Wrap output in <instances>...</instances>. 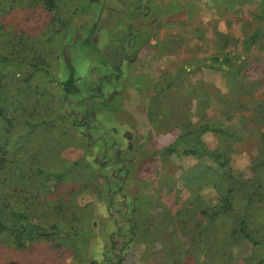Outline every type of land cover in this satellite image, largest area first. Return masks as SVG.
Masks as SVG:
<instances>
[{
  "label": "rangeland",
  "instance_id": "374dc122",
  "mask_svg": "<svg viewBox=\"0 0 264 264\" xmlns=\"http://www.w3.org/2000/svg\"><path fill=\"white\" fill-rule=\"evenodd\" d=\"M55 4V15L44 0H7L0 10L6 32L0 45H7L0 53L33 65L16 69L12 62L11 72L0 76V89H10L26 69L31 91L27 107L11 96L4 104L7 113L16 107L23 118L8 133L0 131V161L37 144L41 149L22 159L28 174L8 178L6 185H15L11 206L32 213L38 224L40 214L55 213L39 201L75 194L84 220L65 210L71 244L60 237L23 249L0 242V264H255L257 248L231 235L238 200L233 213L213 220L211 253L202 250L207 220L201 211L214 210L220 193L213 180L194 174L199 159L169 154V147L180 134L176 124L222 123L241 138L232 145L231 168L243 180L255 178L252 162L264 152V0ZM227 52L244 59L232 63L242 65L240 72L208 68L211 56ZM68 61L78 89L69 96L62 85ZM42 106L51 111L36 120ZM202 139L211 149L220 143L213 133ZM261 216L264 237V208Z\"/></svg>",
  "mask_w": 264,
  "mask_h": 264
},
{
  "label": "trees",
  "instance_id": "16d2710c",
  "mask_svg": "<svg viewBox=\"0 0 264 264\" xmlns=\"http://www.w3.org/2000/svg\"><path fill=\"white\" fill-rule=\"evenodd\" d=\"M44 3L47 9L52 12L53 15L57 14L55 0H44ZM0 6L1 11H3L4 8H7V0H0ZM257 35L258 33L255 32L251 36V41H254ZM5 37L6 32L2 30V26L0 25V40L1 38ZM20 40L17 42V44H15L16 46H19L22 43V41ZM6 47H1L0 45V48L3 50H6ZM14 47L15 46L11 43L9 44L7 49H14ZM10 52L11 51H9L8 54ZM1 54L2 53H0V76H4L11 72L10 66H12V62H14L13 65L16 66V69H20L21 67H23V62H26L28 65H31L19 55V59H14V61H12L8 57V55ZM28 57L33 58L31 55H29ZM233 61H238V63L240 62L241 64L245 63L244 59H241L240 56L232 57L227 52L221 55L217 54L211 56V65H209L208 68L214 69L216 65L217 69L223 70L227 74L234 75L236 72H240L242 70V65H238V63L237 65H232ZM67 65L69 76L62 83V85L64 93L69 96L72 94H77L78 89L74 85L73 66L69 61ZM25 72L26 69H22L19 73H17V80L15 83L12 84V87H10V89L4 87L0 89V131H3L5 133H8L10 129H12V126L15 127V119L19 120L20 122V120H22L23 118V116L20 117V115L16 117V107L14 108L15 110H13V112H6V110L4 109V104L9 101L7 100V98L9 96H11V98H17V105L21 108V106L27 107V99L29 98L28 96H31L28 94V92L31 91L28 90L27 87V85L29 84L28 81L30 78V74ZM193 92L195 94L197 90H193ZM23 94L27 96L25 97ZM38 94H41V91H38ZM36 106L37 105L35 104H31V108H35ZM39 109L40 112L37 113V115L36 112L34 114L36 115V120H41L42 117L48 116V113L51 111V109L46 106H42ZM261 112V117L264 120V103L261 108ZM176 125V127L180 128V134L176 137L175 141L169 147V154L173 153L178 155H192L199 159L201 161V164H199L196 169L194 168V174L203 179L213 180V184L217 187L220 193L219 202L214 207V210H212L211 212L204 210L201 211V214L205 216L207 220V225L201 228L202 234L204 235V238H206V244L201 246L202 250L204 251L205 249H207L206 252L211 253L209 251L210 247L207 244V239L210 235V232H212L211 228L214 229V227L216 226L213 225V220L215 221L216 217L220 213H225L227 211L232 212V210L234 209V203L238 200L242 203V207H237L236 210H238V212L240 213L238 215L234 214V216H232L236 228L234 233H232L231 235L235 237L237 233V237L240 236L251 246V248H257L256 251L258 254V260L255 264H264V237L260 233L261 228L259 224V221H262L261 214L262 209L264 208V152H262V154L259 157L255 158L252 162L253 165L251 167V172L252 175L255 176V178L250 181L243 180L241 178L242 176H237V174L231 168L229 162V155L234 151L232 145L235 142L241 141V138L237 137L236 133H234V131L231 130L230 127H224V125L219 122H202L196 127H194L193 124H191L190 122H186V124L184 122L183 126L179 124ZM185 126L186 129L182 128ZM30 130L32 134H36V129ZM46 131L47 133H49L50 129H46ZM206 133H213L214 135H218L220 138L219 145L211 149L210 146L202 139V135ZM36 136L38 137L37 134ZM49 137H52L51 134H49ZM34 146L36 148H31L30 151L27 149V147L26 150H21L20 153H18V150L14 155H10L11 159L9 161H0V232L4 233L6 236V238L5 236H3L0 239V242L2 243V245L7 247L23 249L39 239H52L56 237H60L65 242L70 243L69 240L71 238L69 236V233L64 230L63 226V223L65 221L70 220V218L68 219L65 217V210L70 208V212L73 216H75V221H79L80 224L84 220L80 208L77 206V204H75V194L72 195L71 199L67 198L66 200L60 198L55 201H39L38 204L40 206H44L45 208L49 207V209H54L55 213L49 211V213L40 214L39 216H41V219H43L40 221V223L38 222V224L32 222V213L30 215L25 211H16L14 207L11 206L10 203L14 200V198H12L13 194H11V189H14L15 185L14 183L10 187L9 185H6L9 182L8 178L17 177L18 180L22 178L25 174H28L26 170H23V166L26 165H24L22 159L28 151L34 152L33 149L37 151L41 149V147H39L37 144H34ZM45 150L48 152V148H44V151ZM2 151L0 152V158L2 157ZM9 151H11V149ZM6 155L7 153L4 151L3 156L7 159ZM206 159H210L212 162L216 163V165L211 166L206 164L204 161ZM201 165L203 166L200 168ZM45 180L46 177H44V181ZM40 184L42 186L45 185L44 183ZM18 186L21 187L19 184ZM14 193H17V191H14ZM57 210L59 212H57ZM8 264L16 263L10 262Z\"/></svg>",
  "mask_w": 264,
  "mask_h": 264
}]
</instances>
